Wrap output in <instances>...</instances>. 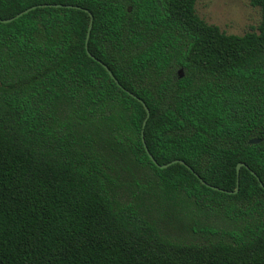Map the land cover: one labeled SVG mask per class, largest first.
Instances as JSON below:
<instances>
[{
    "label": "trees",
    "instance_id": "16d2710c",
    "mask_svg": "<svg viewBox=\"0 0 264 264\" xmlns=\"http://www.w3.org/2000/svg\"><path fill=\"white\" fill-rule=\"evenodd\" d=\"M196 2L0 0V264H264V0Z\"/></svg>",
    "mask_w": 264,
    "mask_h": 264
},
{
    "label": "rangeland",
    "instance_id": "374dc122",
    "mask_svg": "<svg viewBox=\"0 0 264 264\" xmlns=\"http://www.w3.org/2000/svg\"><path fill=\"white\" fill-rule=\"evenodd\" d=\"M195 8L197 14L207 23L219 26L228 34L241 35L252 27L256 30L260 22V11L257 7L251 6L249 0H197ZM154 216L156 217L155 214ZM158 218L156 217L157 220ZM161 225L163 230L171 235L185 236L188 232V229H181L180 226L172 227L167 223ZM213 225L222 224L217 221Z\"/></svg>",
    "mask_w": 264,
    "mask_h": 264
},
{
    "label": "water",
    "instance_id": "95a60500",
    "mask_svg": "<svg viewBox=\"0 0 264 264\" xmlns=\"http://www.w3.org/2000/svg\"><path fill=\"white\" fill-rule=\"evenodd\" d=\"M35 7H36L35 5H34V6H31V7H28L27 9H25V10H23V11L17 13L14 17L7 18V19H1V18H0V20H1L2 22H9V21H11V20H13V19H15V18L21 16L22 14L27 13L28 11L32 10V9L35 8ZM91 27H92V15L90 14V23H89V26H88V29H87L86 41H85V46H86V48H87V44H88V39H89V35H90ZM109 74L113 77V75H112V73H111L110 71H109ZM179 74L182 75V70H179ZM140 101H141V100H140ZM143 105L145 106L144 103H143ZM145 108H146L147 116H146V118H145L144 121H143V126L145 125L146 120H147L148 115H149V110H148V108H147L146 106H145ZM142 142H143L144 148L146 149V151H147L149 157H150V158L152 159V161H153L156 165H158L159 167H161V168H165V167H167L168 165H170V164H172V163H176V162H180V163H182V164H185L183 160L175 159V160L171 161L170 163H166V164L159 165V164L154 160L153 156L148 152V149H147V147H146V144H145V141H144V138H143V130H142ZM248 142H249L250 144H255V143L260 142V139H258V138H252V139H250ZM243 165H244V163H243V162H240V163H238L237 166H236L237 179H238L239 169H240V167L243 166ZM252 173H254V172H252ZM260 184H262V183H260ZM237 189H238V186L236 187L235 191H237Z\"/></svg>",
    "mask_w": 264,
    "mask_h": 264
}]
</instances>
